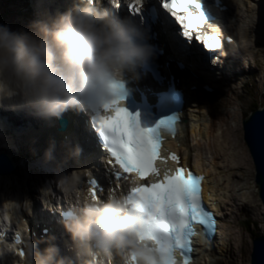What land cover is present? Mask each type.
<instances>
[{
  "label": "clouds",
  "instance_id": "obj_1",
  "mask_svg": "<svg viewBox=\"0 0 264 264\" xmlns=\"http://www.w3.org/2000/svg\"><path fill=\"white\" fill-rule=\"evenodd\" d=\"M107 2L115 6V0ZM102 3L79 0L54 18L34 21L27 31L0 25V102L22 103L40 116L59 118L69 109H104L123 101L126 78L139 79L138 69L155 51L141 26ZM77 171L61 179L74 187ZM63 215L80 264H111L117 256L120 264L164 262L162 245L152 238L154 210L135 206L126 195L89 198ZM26 264L75 261L62 256L55 243L40 250L31 242Z\"/></svg>",
  "mask_w": 264,
  "mask_h": 264
},
{
  "label": "snow or ice",
  "instance_id": "obj_2",
  "mask_svg": "<svg viewBox=\"0 0 264 264\" xmlns=\"http://www.w3.org/2000/svg\"><path fill=\"white\" fill-rule=\"evenodd\" d=\"M144 0H133L127 4L129 12L139 14ZM139 5V6H137ZM118 6V5H117ZM163 7L175 17L181 26L184 37L195 39L203 43L208 50H217L221 44L218 38L202 34L201 26L207 23L206 17L200 11V0H163ZM184 13L179 15L178 13ZM214 42H208V41ZM121 105V100H114L104 106L102 113L94 117L98 130L108 143V151L119 165L122 173L135 172L138 178L144 180L149 175H159L155 161L160 156V130L166 129L174 133V120H162L156 128H141L136 116L130 114ZM112 112V115L105 113ZM170 158L180 164V157L172 153ZM112 163V160H109ZM122 173L117 172L119 180ZM187 173V174H185ZM203 176L195 175L183 166L177 167L171 175L164 173L162 180L155 183H144L134 187L126 195L127 201L137 207H151L155 215V234L153 239L162 245L164 255L163 264H176L175 253L179 250L183 255V264H191L190 253L192 237L196 235L194 225L203 226L204 232L211 236L215 231L216 220L203 204L202 182ZM89 188L93 200H100L97 194L96 181L90 180ZM19 242L20 237H16ZM21 255H24L21 252Z\"/></svg>",
  "mask_w": 264,
  "mask_h": 264
},
{
  "label": "rangeland",
  "instance_id": "obj_3",
  "mask_svg": "<svg viewBox=\"0 0 264 264\" xmlns=\"http://www.w3.org/2000/svg\"><path fill=\"white\" fill-rule=\"evenodd\" d=\"M2 1L3 0H0V3ZM246 17L248 16L246 15ZM254 48L255 47H254L253 42L252 43L251 42L242 43L240 53L243 57L245 56L250 57L253 54V52H251L250 49L254 50ZM216 83L219 85L220 92H219L216 105L214 103L215 106H214L213 111L215 112L212 113V120H215V122H217L218 124H221V126L224 128V131H226L228 135L230 134L227 137L228 141H227V146H226L227 147L226 152H227L229 159H227L226 162L224 161L225 166L228 168V171H227V174L223 175L221 180L224 182V184L231 186L233 191L236 190L235 196L237 198H240L239 202L242 201V197H243L242 187H243V190H245V192L246 191L251 192V199L253 201L252 203L255 204L254 210H253L254 218L258 222H261L260 220L262 217L261 216L262 203L258 197V188L254 180L255 170H254V163H253L252 155L244 139V131L242 128V124L241 123L239 124L237 122L236 114H234L236 112L234 111L232 107L234 104H237L239 102L237 97L240 94V88L237 87L234 89H230L225 79H218L216 80ZM241 105H243V103ZM243 107L245 108V106ZM237 115L239 114L237 113ZM223 117L225 119L224 125L222 123ZM230 125L232 126V128H230L229 130V128H226V127ZM228 130H229V133H228ZM229 137L233 139L232 140L233 143L229 141V139H231ZM201 147L204 148L205 150H208L209 152H212V148H211L212 144H210L209 147H207L206 144H201ZM237 149H239V151ZM239 152L241 154V160L245 158V162H244L245 164L241 163L239 159ZM242 153L244 156L242 155ZM233 166L236 169L235 170L236 178L234 179V182L232 179L230 180V178L232 177L231 171H232ZM241 170H244V173H242ZM241 174L243 175L241 176ZM2 178L11 180V182L14 184V186H16V188H12V190H8L7 185H6L7 182L4 180H0V193L2 191H15V192H22V193L24 191L32 192L34 189L36 191L37 190L36 184H37V181H39L36 174L31 173L29 171H24L23 173H20L17 176L14 174L2 176ZM226 205L232 207L233 205L232 200L228 198L226 201ZM240 219H243V212L241 209L239 211H237L236 209V212L232 213L233 225L227 226L225 227V229L228 232H232L233 239L239 238L238 240H236V242L238 241L237 247L239 248V250L238 251L236 250V253H235L236 255L235 264H245V263L250 264L249 260L247 259H249V252L251 251V248L248 247L249 241L251 240H250L249 235L246 232L244 235L247 236V238H245V240L243 239V232L240 231V227L236 223V221H239ZM240 245H241V248L239 247Z\"/></svg>",
  "mask_w": 264,
  "mask_h": 264
},
{
  "label": "bare ground",
  "instance_id": "obj_4",
  "mask_svg": "<svg viewBox=\"0 0 264 264\" xmlns=\"http://www.w3.org/2000/svg\"><path fill=\"white\" fill-rule=\"evenodd\" d=\"M37 2H38V0H37ZM44 4V3H43ZM260 4H264V0H260ZM63 5V6H62ZM250 5H252V3H250ZM64 6H68V4L66 3V2H63V3H61L60 4V7H61V9H64V8H66V7H64ZM48 10V9H47ZM114 13H115V11H114ZM260 11L259 10H257L256 9V11L254 12L253 11V15L255 16L256 15V32L259 30V31H261V29H260V27H259V23L261 22V20H262V18H261V16H260ZM116 14V13H115ZM49 14L47 13V16H48ZM117 15V14H116ZM51 18H53L52 17V15H49L48 16V18L45 16V15H43V17L41 18V20H47V19H51ZM235 34H236V37H237V40L239 39V33H238V30H235ZM211 41V40H210ZM236 48H237V58L238 59H240L241 60V56H240V52H239V49H238V47L236 46ZM223 50H225V47L223 48ZM198 102H200L199 103V105L200 104H205V105H210L208 102H207V99H205V100H200V101H198ZM12 105V104H11ZM20 105V104H19ZM1 106V105H0ZM15 106H17V105H15ZM15 106H9L10 108H12V107H15ZM201 108L203 109V106H201ZM3 120H8V121H10L6 116L3 118ZM224 121H225V119H224V117L222 118V123H223V125H224ZM215 125H216V128L219 130V133H216V135H215V137H214V144H215V148H216V150H219V152L222 154V155H225V150H226V146H227V137L230 135H228L227 133H226V131H224V128L221 126V124H218L217 122H215ZM25 125H23V126H20L19 128H15V130H13V131H15V132H17L19 135H20V137H19V139H21L22 141H23V143H24V147L25 148H23L22 147V143L21 142H19V143H17L16 142V140H15V142L12 144V145H4L2 148H3V150L1 149L0 151H5V150H9V151H14L15 153H16V155L19 157V159H20V163L21 164H24V166L26 165L28 168L29 167H31L30 166V164L28 163L29 162V160H26V159H24L23 158V151H24V149H26V150H34L35 148L33 147V145H38L39 147L40 146H42V149L44 150V152H42V151H39L38 150V152H40V153H42V154H51V152L49 151V150H47L46 149V145L44 146V142L47 140V138H49L51 135H49V134H47V131H48V128H46L45 127V129H44V131H42L41 132V134H39V135H37V136H34V137H32L31 139L28 137V135L26 134V133H24L23 132V130L22 129H24L25 127H24ZM197 126V125H196ZM226 128H229V130H230V128H232V126L230 125V126H227ZM202 129V128H201ZM203 131H204V133H205V135H207L208 136V134H209V131L207 130V129H202ZM229 130H228V133H229ZM191 131H192V133H194V132H196V129L192 126L191 127ZM225 132V133H224ZM232 133V132H231ZM33 135V134H32ZM27 136V137H26ZM51 138V137H50ZM229 138H231V137H229ZM233 139L231 138V139H229V141L230 142H232L233 143V141H232ZM2 142H4V140L2 139ZM60 142L62 143V141L60 140ZM187 149L189 148V147H186ZM238 151H239V149H237ZM243 155V154H242ZM24 156H25V153H24ZM242 158H243V156H242ZM239 159L241 160V154H240V152H239ZM35 166H39V163H38V161H36L35 163ZM195 166H196V168H198V169H200V168H204L203 167V165L202 164H200L199 162H196L195 161ZM242 171V170H241ZM54 175V174H53ZM210 185V184H209ZM8 190H12V188H8ZM212 194L213 195H215L214 194V191H212ZM22 196H23V193L22 192H15V191H2L1 193H0V198H1V201H6V202H8V203H5V205L4 206H7V204H11L12 203V200H10V198L9 197H14V198H16L14 201L15 202H17V201H19V202H21V198H22ZM243 206H247L248 204H247V202L246 201H243ZM11 206V205H10ZM9 206V207H10ZM8 207V206H7ZM220 231V230H219ZM232 239V236L231 235H229V237L227 238V242H225V244H224V247H225V249L227 250V253L228 254H230V251L233 253V254H235L236 253V250L238 251L239 250V248L237 247V245H238V241L236 242V243H233V242H231L230 240ZM4 243H6L8 246L10 245V243L8 242V241H4ZM2 243L0 242V245H1ZM241 244V243H240ZM3 247H4V245H3ZM8 253V252H7ZM9 254V253H8ZM67 256L69 257V258H71V255L70 254H67ZM66 256V257H67ZM232 263L234 264L235 263V260L234 261H232ZM232 263H230V264H232Z\"/></svg>",
  "mask_w": 264,
  "mask_h": 264
},
{
  "label": "water",
  "instance_id": "obj_5",
  "mask_svg": "<svg viewBox=\"0 0 264 264\" xmlns=\"http://www.w3.org/2000/svg\"><path fill=\"white\" fill-rule=\"evenodd\" d=\"M244 128L256 169L255 181L264 205V110L254 112L245 121ZM251 264H264V236L254 239Z\"/></svg>",
  "mask_w": 264,
  "mask_h": 264
}]
</instances>
